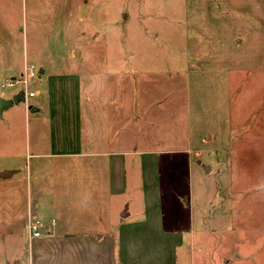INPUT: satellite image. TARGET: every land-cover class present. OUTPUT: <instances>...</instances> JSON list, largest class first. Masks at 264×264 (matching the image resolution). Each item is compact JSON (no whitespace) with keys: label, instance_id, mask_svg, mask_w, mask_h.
Returning <instances> with one entry per match:
<instances>
[{"label":"rangeland","instance_id":"obj_1","mask_svg":"<svg viewBox=\"0 0 264 264\" xmlns=\"http://www.w3.org/2000/svg\"><path fill=\"white\" fill-rule=\"evenodd\" d=\"M26 66L40 72L30 102L102 88L145 122L104 123L131 136L113 206L134 199L172 233L148 227L143 264H264V0H0L1 97ZM4 111L0 155L47 137L49 123Z\"/></svg>","mask_w":264,"mask_h":264},{"label":"crops","instance_id":"obj_2","mask_svg":"<svg viewBox=\"0 0 264 264\" xmlns=\"http://www.w3.org/2000/svg\"><path fill=\"white\" fill-rule=\"evenodd\" d=\"M104 94L102 88L54 87L43 92L45 100L13 105L24 109L34 128L49 123L50 131L45 139L34 133L24 151L0 155V264H143L148 227L172 236L161 215L134 216V199L113 206L112 198L126 191L123 153H129L131 136L120 138L112 128L104 133V123H119V114L120 123L145 122L97 100ZM29 206L47 234L27 238Z\"/></svg>","mask_w":264,"mask_h":264},{"label":"built area","instance_id":"obj_3","mask_svg":"<svg viewBox=\"0 0 264 264\" xmlns=\"http://www.w3.org/2000/svg\"><path fill=\"white\" fill-rule=\"evenodd\" d=\"M38 74L39 71L35 70L33 66H26L22 78L17 80L16 79L11 80L8 83V86H15L18 82H21V84H23L24 87L21 88L20 90L24 92V100L26 101L28 98L34 96V91L27 90L26 84L29 79L37 78ZM25 227H26V235L28 239L38 238L49 232V230L46 229L45 224L40 219L34 217L33 214H29L27 216Z\"/></svg>","mask_w":264,"mask_h":264},{"label":"water","instance_id":"obj_4","mask_svg":"<svg viewBox=\"0 0 264 264\" xmlns=\"http://www.w3.org/2000/svg\"><path fill=\"white\" fill-rule=\"evenodd\" d=\"M22 101H24V92L22 90H19V92L14 94L10 99H5L0 96V116L2 114V111H4L6 108H9ZM6 174L7 173L2 172V175Z\"/></svg>","mask_w":264,"mask_h":264}]
</instances>
